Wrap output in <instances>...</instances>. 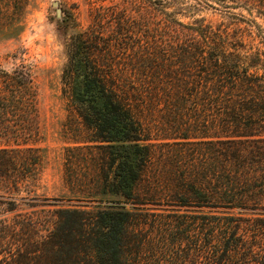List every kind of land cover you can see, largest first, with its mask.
I'll return each mask as SVG.
<instances>
[{"label": "trees", "instance_id": "16d2710c", "mask_svg": "<svg viewBox=\"0 0 264 264\" xmlns=\"http://www.w3.org/2000/svg\"><path fill=\"white\" fill-rule=\"evenodd\" d=\"M114 6L94 9L88 29L66 41L61 83L89 133L86 142L104 152L103 188L124 199L91 206L25 202L37 198L27 184L40 157L25 141L38 132V92L24 59L12 71L0 68V137L13 141L0 144V182L10 194L0 195V264L159 262L142 263L138 254L146 243L137 232L146 222L134 216L133 192L150 160L147 117L155 112L170 113L175 131L185 125V135L171 138L202 151L200 165L190 161L181 203L222 212L215 220L223 222L211 221L220 224L221 249L191 251L186 264H264V52L230 51L228 33L214 36L211 29L177 51L150 40L146 24ZM22 191L27 195L18 198Z\"/></svg>", "mask_w": 264, "mask_h": 264}, {"label": "rangeland", "instance_id": "374dc122", "mask_svg": "<svg viewBox=\"0 0 264 264\" xmlns=\"http://www.w3.org/2000/svg\"><path fill=\"white\" fill-rule=\"evenodd\" d=\"M112 4L116 10L121 12L124 8L129 16L146 24L150 40L157 37L173 44L177 51L185 50L190 40L197 44L199 34L211 29L214 36L219 31L228 33L230 51L235 48L241 54L264 52V0H0V68L12 71L24 59L38 92V132L25 141L40 157L35 179L29 178L27 184L31 190L29 197L37 198L26 203L56 200L91 206L99 201L124 199L103 188L104 152L95 143L86 142L89 133L63 94L61 83L66 41L88 29L94 9ZM210 37L215 44L221 43ZM150 118L147 133L154 145L142 180L133 187L139 201L134 216L146 222L140 224L137 232L146 243L138 254L142 255V263L149 258L160 264H186V254L191 251L221 249L215 241L221 232L220 224L211 221L222 212L181 203L186 199V175L193 172L190 161L194 159L200 165V145L188 144L184 138H171L177 133L185 135L186 131L183 124L182 130L175 131L177 124L169 123L173 118L170 113L155 112L147 117ZM165 134L169 138H162ZM12 143L0 137L2 145ZM6 187V183L0 182V195L8 197ZM26 195L22 191L17 197ZM38 214L49 213L41 210ZM218 221L223 219L219 216L213 223ZM243 224L240 229L236 227L239 233L243 232ZM211 235L215 238L208 247L205 242L212 240ZM238 264L249 262L240 260Z\"/></svg>", "mask_w": 264, "mask_h": 264}, {"label": "water", "instance_id": "95a60500", "mask_svg": "<svg viewBox=\"0 0 264 264\" xmlns=\"http://www.w3.org/2000/svg\"><path fill=\"white\" fill-rule=\"evenodd\" d=\"M56 4V3H55Z\"/></svg>", "mask_w": 264, "mask_h": 264}]
</instances>
